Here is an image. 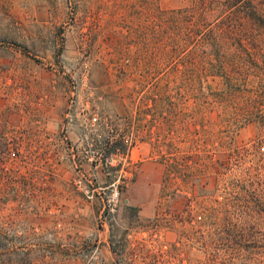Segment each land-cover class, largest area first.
I'll use <instances>...</instances> for the list:
<instances>
[{"label":"rangeland","instance_id":"obj_1","mask_svg":"<svg viewBox=\"0 0 264 264\" xmlns=\"http://www.w3.org/2000/svg\"><path fill=\"white\" fill-rule=\"evenodd\" d=\"M190 3L0 0V264H237L207 235L249 201L264 214V26L247 19L249 51L218 53L229 89L208 77L224 74L217 57L178 38ZM158 83L171 96L158 113L195 115L181 138L210 132L205 175L178 172L170 189L136 109ZM194 179L211 190L191 203Z\"/></svg>","mask_w":264,"mask_h":264},{"label":"trees","instance_id":"obj_2","mask_svg":"<svg viewBox=\"0 0 264 264\" xmlns=\"http://www.w3.org/2000/svg\"><path fill=\"white\" fill-rule=\"evenodd\" d=\"M190 1L191 8L189 7V11H185L182 14L184 16L178 17L179 20L182 18L184 19V23L178 28V38L185 37V43L192 45L191 56H194L198 50H201L206 57L208 55L212 58L216 56L218 59V65H215V67L218 68V71H224V74L217 73L213 75L212 72L208 77H224V80L227 81V87L231 89V83L234 76L231 78L232 74L228 70V66L225 68V65L220 63V55H218V53L227 52V54H234L242 49L249 51V49H246L242 38H244L245 33H255L252 29L254 25H257L258 28L264 26V0ZM198 9H201L204 12H210L213 10L212 12L216 13V16L219 15V17L210 22L211 16H204L202 22L198 23L195 16V11ZM236 13L237 17H235ZM223 14L227 16L224 17L222 16ZM247 19L250 21L249 25L252 28L249 27L248 21L246 22ZM178 47L179 40L176 41V49ZM190 61H192L191 68H195L194 59H189V63ZM210 64H213V60H210ZM188 68V66H185L186 70H188ZM190 73L191 78L193 79L196 74L195 70H191ZM154 87L155 88L152 91L146 94L142 92V95L136 99V109L137 115L143 122V136L152 139L155 138L156 140L154 149L159 151V154L162 156L163 161L166 164L165 179L163 183L166 188L170 189L172 181H174L173 178L177 177L175 175H177L178 172L185 176L183 173L192 170L194 175L196 172L197 174L199 173L200 177L205 175V169H208L205 164H212V162L208 160L209 155L206 154V152L209 151L207 149H210V145L205 142L206 135L210 132L207 130L201 132L197 130V127L191 138H186L185 136L184 138H181V136H179L181 132L186 131L188 128L187 120L191 122L195 119L194 113L185 116L182 111L175 107L170 109V117H168L163 110L158 113V106H163L164 104L161 103L164 102L167 97L171 96L164 91V88L168 87H163L160 83ZM150 104L154 105L153 107H155V109H151L149 106ZM144 108L150 109L147 111ZM141 116L147 117L148 122L144 120V118H141ZM182 116H185V123ZM123 137L124 136L122 135L121 140H123ZM107 143L110 144L111 140H108ZM187 145L190 146L189 150L186 151L183 147H186ZM255 147L257 148V146ZM199 150H202L205 154L200 155L198 153ZM111 152H117V150ZM252 155L257 156L255 153H248L246 158ZM262 160H264V158H262ZM208 172L209 171L207 170V173ZM206 183L208 182L202 180L200 184L198 179L191 181L189 191L191 193V203L198 201V198L194 195L200 188L205 191L211 190L209 184L207 186ZM219 183L221 182L219 181ZM189 184L190 182H184V186H189ZM230 186L231 185L228 183H225V186H220V191L224 190L225 193H229L231 189ZM255 196L259 205L263 206V203H261L262 200L258 198L256 194ZM207 199L208 198L204 196L202 200L205 202ZM250 204H252L251 201L247 202L245 210L242 209L235 213H220L222 217L221 227L218 230H215V234L207 235L208 243L210 245H212V242L214 241V237L212 236H215L214 243L217 246L218 252L223 253L224 256H228L233 263H255V258L257 256L261 257L260 259L264 261V214L251 211L252 208H250ZM191 220L192 218H190V221ZM190 223L193 225L195 222ZM208 243H205L206 246H209Z\"/></svg>","mask_w":264,"mask_h":264}]
</instances>
